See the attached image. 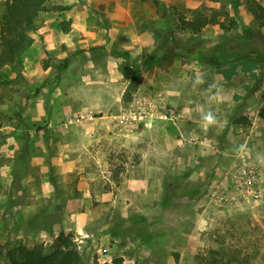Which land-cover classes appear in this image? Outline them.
Returning a JSON list of instances; mask_svg holds the SVG:
<instances>
[{"label":"rangeland","instance_id":"obj_1","mask_svg":"<svg viewBox=\"0 0 264 264\" xmlns=\"http://www.w3.org/2000/svg\"><path fill=\"white\" fill-rule=\"evenodd\" d=\"M52 5L59 9L29 32L22 65L0 70V147L20 134L0 168L14 172V202H22L0 213L5 256L17 242L50 254L64 232L82 264H199L197 256L200 264H264V28L246 0ZM202 13H229L218 17L225 29L180 28ZM244 29L255 32L253 57L220 68L203 61ZM170 33L201 51L152 67L147 58ZM46 38L59 45L50 49ZM209 115L205 130L185 124L198 134L179 136L175 148L180 116L208 123ZM148 168L158 169L162 199L133 206L124 189Z\"/></svg>","mask_w":264,"mask_h":264},{"label":"trees","instance_id":"obj_2","mask_svg":"<svg viewBox=\"0 0 264 264\" xmlns=\"http://www.w3.org/2000/svg\"><path fill=\"white\" fill-rule=\"evenodd\" d=\"M4 5V13L0 16V70L6 66L17 70L22 65V57L31 43L29 32L35 28L37 20L42 14L59 8H55L54 5L51 6V0H4ZM246 5L252 23L259 28H264V6L257 0H246ZM220 16H224V14L202 13L193 20H182L180 28L184 31L189 30L195 35L200 34L209 25H219L225 29L224 22H220L218 19ZM224 17L229 18V13ZM233 22L232 19V24ZM254 34L252 29H244V33L240 37H235L233 41L203 52V61L212 67L220 68L234 61L249 60L253 57L249 53H258L257 47H251L254 43ZM199 51H201L199 44H182L170 33L150 54L147 63L152 67H158L176 58L190 59L199 54ZM12 174L14 175V172ZM14 179L16 182V178ZM53 180L51 177V183H55ZM164 196L163 202H166L167 196ZM13 203L16 202L13 201ZM14 221L15 226L19 225L17 219ZM25 222L36 225L35 220L27 219ZM152 235L153 233L151 235L141 234V237L144 241L146 236ZM4 256L5 251L0 245V257ZM5 257L8 261L6 263L0 262V264H82L80 253L73 242L72 235L64 232H61L55 239L54 248L50 254L44 253L39 247L29 249L17 242L15 250L9 251ZM196 259L200 264L202 258L197 256Z\"/></svg>","mask_w":264,"mask_h":264},{"label":"crops","instance_id":"obj_3","mask_svg":"<svg viewBox=\"0 0 264 264\" xmlns=\"http://www.w3.org/2000/svg\"><path fill=\"white\" fill-rule=\"evenodd\" d=\"M44 45H48L51 49V48L58 46L59 44L57 45L56 42L51 41V39L49 38H46ZM41 55L42 53L40 54L38 59H41ZM231 92L233 93V90H231ZM223 94H225V97L227 98L230 97L229 98L230 100H233L232 95H235V94H230V89L228 88L224 90ZM182 117H187V116L182 115ZM182 117L181 116L179 117V119L180 118L181 119L178 121L179 124L176 130L177 133H175L171 137V140H173V142L174 141L177 142V144H175V148L177 147L176 145H179L178 144L179 140H181L179 139V136L184 138L185 135L190 134L191 136L194 137L196 136V134H198L193 129L187 130L185 128V124H191V126L197 125L202 128L204 127V130H205V127L208 126L209 124L206 121L197 120L195 118H188V120H185V119L182 120L183 119ZM2 131H5V130L3 128H0V132ZM17 135H20V134H16L15 136L17 137ZM16 137L13 138L12 135L6 137L7 139L6 143L3 144L2 147H0V156L7 157V158L13 157L14 151L17 150V143L15 141ZM31 165L35 166V165H41V164L40 162H36V163L34 162ZM148 169L149 170H145V173H148L147 176H141L139 178L131 179L127 183V188L125 187L124 189L126 191L125 199L129 202V204L133 206L142 207L144 204H150V203H156V202L159 203L162 199V185L160 184V179L158 176V169L157 168L156 169L148 168ZM0 176L6 179V187H7L5 196L0 197V213L9 212V211H10L9 213H11L12 211H14L16 206L22 207V202L13 203V201L15 200L14 199L15 195L13 194V188L15 185V179H14L15 177L9 168H0ZM25 181L26 179L22 180L21 183H25ZM23 190L26 192V191H29L30 189L28 188V189H23ZM7 232L9 231L7 230L6 234Z\"/></svg>","mask_w":264,"mask_h":264},{"label":"clouds","instance_id":"obj_4","mask_svg":"<svg viewBox=\"0 0 264 264\" xmlns=\"http://www.w3.org/2000/svg\"><path fill=\"white\" fill-rule=\"evenodd\" d=\"M206 119H207L208 123H210V124L214 122V119H213V117L211 115L206 117Z\"/></svg>","mask_w":264,"mask_h":264}]
</instances>
